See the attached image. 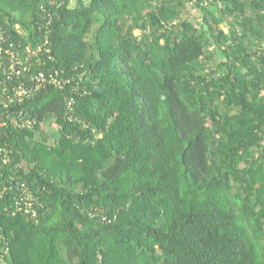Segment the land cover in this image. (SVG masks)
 <instances>
[{
    "label": "trees",
    "instance_id": "16d2710c",
    "mask_svg": "<svg viewBox=\"0 0 264 264\" xmlns=\"http://www.w3.org/2000/svg\"><path fill=\"white\" fill-rule=\"evenodd\" d=\"M12 42L70 82L0 126V264H264V0H0Z\"/></svg>",
    "mask_w": 264,
    "mask_h": 264
},
{
    "label": "built area",
    "instance_id": "2783aa9c",
    "mask_svg": "<svg viewBox=\"0 0 264 264\" xmlns=\"http://www.w3.org/2000/svg\"><path fill=\"white\" fill-rule=\"evenodd\" d=\"M35 54L37 52L29 46L21 49V47H16L13 42L8 46L0 43V126H9L10 124L16 128L33 126L35 121L24 116V112H11L9 103L32 95L48 84L62 86L64 81L70 82V79L64 80L57 69L33 71L31 61ZM11 154L8 145L0 141V171L3 164L11 161ZM3 185L0 186V197L8 188ZM18 187H21L22 191L20 198L16 201L14 211H25L36 215L37 211L33 206L38 203V199L28 190L24 182ZM1 262H3V257H1Z\"/></svg>",
    "mask_w": 264,
    "mask_h": 264
},
{
    "label": "rangeland",
    "instance_id": "374dc122",
    "mask_svg": "<svg viewBox=\"0 0 264 264\" xmlns=\"http://www.w3.org/2000/svg\"><path fill=\"white\" fill-rule=\"evenodd\" d=\"M192 13V12H191ZM193 13L197 16L198 15V17L200 18V14H199V12L198 11H193ZM193 13H192V17H195V15H193ZM189 15V14H188ZM227 22H229V21H227ZM228 27H229V25H228ZM44 128L47 130V131H50V133L51 132H53V131H55V129H56V127H55V125L54 124H44Z\"/></svg>",
    "mask_w": 264,
    "mask_h": 264
}]
</instances>
